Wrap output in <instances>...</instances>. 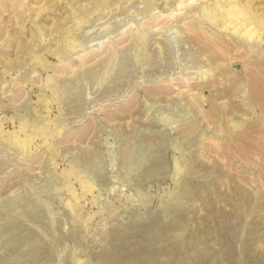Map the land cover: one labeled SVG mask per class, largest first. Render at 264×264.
Segmentation results:
<instances>
[{"label": "rangeland", "instance_id": "obj_1", "mask_svg": "<svg viewBox=\"0 0 264 264\" xmlns=\"http://www.w3.org/2000/svg\"><path fill=\"white\" fill-rule=\"evenodd\" d=\"M0 264H264V0H0Z\"/></svg>", "mask_w": 264, "mask_h": 264}, {"label": "bare ground", "instance_id": "obj_2", "mask_svg": "<svg viewBox=\"0 0 264 264\" xmlns=\"http://www.w3.org/2000/svg\"><path fill=\"white\" fill-rule=\"evenodd\" d=\"M230 23H232L233 21H235V26H234V31L235 29H238L239 27H243V30L249 31L250 30V26L251 25H255V29L257 28H261V26L259 27L256 24H259L257 21L259 20L256 16L257 15H252L249 9H245L244 7L239 8L237 11H235L234 13L230 14ZM229 24V23H228ZM226 28V27H225ZM233 28V27H232ZM250 32V31H249ZM243 124H235V128H237L238 130H240V127H242ZM241 131V130H240ZM243 133L240 132L238 136H241ZM242 137V136H241Z\"/></svg>", "mask_w": 264, "mask_h": 264}]
</instances>
